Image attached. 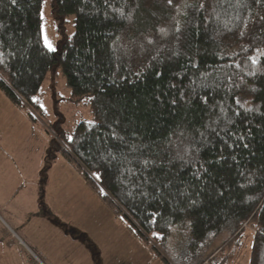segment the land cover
Listing matches in <instances>:
<instances>
[{
	"label": "trees",
	"instance_id": "1",
	"mask_svg": "<svg viewBox=\"0 0 264 264\" xmlns=\"http://www.w3.org/2000/svg\"><path fill=\"white\" fill-rule=\"evenodd\" d=\"M45 1L0 0V92L39 114L61 71L93 115L61 153L140 240L182 222L233 246L249 229L264 264V0H53L75 26L57 53Z\"/></svg>",
	"mask_w": 264,
	"mask_h": 264
},
{
	"label": "rangeland",
	"instance_id": "2",
	"mask_svg": "<svg viewBox=\"0 0 264 264\" xmlns=\"http://www.w3.org/2000/svg\"><path fill=\"white\" fill-rule=\"evenodd\" d=\"M42 19L45 46L49 49L47 45L50 43L54 49L51 51L57 53L75 33L74 17L59 18L53 0H46ZM71 98L67 81L59 70L47 77L34 100L41 110L39 114L27 107L14 106L0 92V130L15 150L16 146H23L26 153L21 156L28 174L37 173V179L41 176L43 204L52 211L55 224L66 227L64 232L68 231L70 236L77 235L75 227H81L78 233L89 243L94 256L92 264H166L157 255L156 249L170 264H194L201 260L202 253L206 254L202 264H249L254 237L249 229L233 246H228L231 238L227 232L216 235L206 244L195 243L189 221V226L182 222L175 225L163 245L152 240L147 244L129 230V222L116 215L92 191L61 153L65 149L63 143L72 138L76 128L81 123L93 121L86 102L75 104ZM0 152L7 153L5 155L10 158L5 150ZM3 155L0 160H4ZM45 233L49 232H44L40 249L52 253L53 257L48 255L50 258L57 260L59 254L71 256V243L48 237ZM20 247L31 257V261L45 262L41 255L36 256L25 245Z\"/></svg>",
	"mask_w": 264,
	"mask_h": 264
},
{
	"label": "crops",
	"instance_id": "3",
	"mask_svg": "<svg viewBox=\"0 0 264 264\" xmlns=\"http://www.w3.org/2000/svg\"><path fill=\"white\" fill-rule=\"evenodd\" d=\"M22 147L16 146L15 150L0 130V151L5 150L10 154L9 158L7 153L0 152V156L4 154V160H0V264H34L20 247L22 244L36 256L41 255L45 260L43 264H92L94 256L91 255L89 243L78 233L81 227H75L77 235L70 236L68 231L64 232L66 227L55 224L52 211L44 206L41 176L37 179V173L28 174L21 156L26 151ZM45 231L49 232L45 233L48 237L71 243V256L59 254L56 260L48 256H52V253L41 250Z\"/></svg>",
	"mask_w": 264,
	"mask_h": 264
},
{
	"label": "snow or ice",
	"instance_id": "4",
	"mask_svg": "<svg viewBox=\"0 0 264 264\" xmlns=\"http://www.w3.org/2000/svg\"><path fill=\"white\" fill-rule=\"evenodd\" d=\"M256 2L259 3L260 0H256ZM168 3L171 4V3H172V0H168ZM200 7L202 8V7H203V4H201ZM261 19L264 20V17H261ZM47 46L49 47L50 50H54V49L52 48V46H51L50 43H49ZM101 191H103V190H101Z\"/></svg>",
	"mask_w": 264,
	"mask_h": 264
},
{
	"label": "built area",
	"instance_id": "5",
	"mask_svg": "<svg viewBox=\"0 0 264 264\" xmlns=\"http://www.w3.org/2000/svg\"><path fill=\"white\" fill-rule=\"evenodd\" d=\"M38 262V261H37ZM38 264H40V262H38Z\"/></svg>",
	"mask_w": 264,
	"mask_h": 264
}]
</instances>
